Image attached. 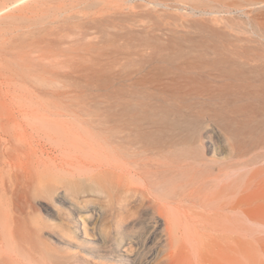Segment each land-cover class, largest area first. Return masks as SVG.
<instances>
[{
    "label": "rangeland",
    "instance_id": "rangeland-1",
    "mask_svg": "<svg viewBox=\"0 0 264 264\" xmlns=\"http://www.w3.org/2000/svg\"><path fill=\"white\" fill-rule=\"evenodd\" d=\"M2 96L43 117L23 142L35 160L60 162L62 132L65 149L82 141L99 159L107 135L130 131L144 159L176 181L196 140L225 145L223 159L229 129L264 126V0H0ZM53 174L55 189L21 188L8 264H136L120 262V250L124 259L166 264L162 208L141 181ZM65 191L69 206L59 201ZM70 201L91 217L89 237ZM73 225L78 247L66 243Z\"/></svg>",
    "mask_w": 264,
    "mask_h": 264
},
{
    "label": "bare ground",
    "instance_id": "bare-ground-1",
    "mask_svg": "<svg viewBox=\"0 0 264 264\" xmlns=\"http://www.w3.org/2000/svg\"><path fill=\"white\" fill-rule=\"evenodd\" d=\"M15 102L5 96L0 99V264H8L11 253L16 255L21 188L28 181L48 191L57 188L53 170L69 181L117 174L128 187L141 181L145 192L162 208L157 223H163L167 231L168 246L163 255L166 264H264V152L260 160L242 161L264 149V126L229 129L226 143L230 150L223 159L219 154L225 145L212 142L205 146L196 140L198 145L191 157L176 165V181H167L162 166L144 159L146 152L138 146L139 141L131 140L130 131L106 134L107 146L97 147L103 154L99 159L91 158L89 146L82 141L74 150L65 149L62 132L56 141L61 149L55 160L60 162L35 160L25 152L23 142H29L27 133L40 129L35 120L42 121L43 117L29 109L20 110ZM44 124L42 127L49 129L48 137L55 141L53 127ZM216 136L220 141V135ZM49 182L55 185L48 186ZM66 192L59 199L64 205L70 197L66 198ZM72 201L70 208L81 221L84 236L89 237L86 222L91 217ZM71 229L72 236L66 243L78 247L80 229L74 225ZM120 251L116 255L120 262L147 264L134 256L124 259Z\"/></svg>",
    "mask_w": 264,
    "mask_h": 264
}]
</instances>
